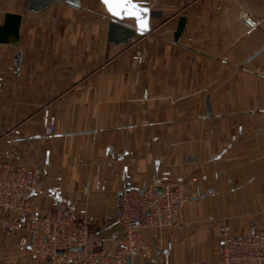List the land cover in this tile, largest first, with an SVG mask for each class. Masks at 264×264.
Wrapping results in <instances>:
<instances>
[{
    "label": "crops",
    "instance_id": "0c3cea01",
    "mask_svg": "<svg viewBox=\"0 0 264 264\" xmlns=\"http://www.w3.org/2000/svg\"><path fill=\"white\" fill-rule=\"evenodd\" d=\"M25 1L0 2V25L7 12L22 14L18 44L0 43V161L13 147L11 162L48 169L35 211L86 205L116 243L121 191L145 189L172 169L215 192L189 199L178 225L163 230L169 259L146 264H221L224 231L264 228V0H137L162 17L118 45L107 39L102 0L39 12ZM45 109L56 116L52 136ZM95 179L106 190L87 192ZM16 244L0 221V264H29Z\"/></svg>",
    "mask_w": 264,
    "mask_h": 264
},
{
    "label": "built area",
    "instance_id": "2783aa9c",
    "mask_svg": "<svg viewBox=\"0 0 264 264\" xmlns=\"http://www.w3.org/2000/svg\"><path fill=\"white\" fill-rule=\"evenodd\" d=\"M246 21L250 28L257 25L252 17ZM134 59L142 63L143 56L137 54ZM43 126L45 135L55 134L56 116L49 109L44 111ZM13 133L19 135L21 130ZM4 155L6 159L0 161V221L4 232L17 238L20 258L29 264H138V260L146 264L158 254L167 260L173 243L165 239L163 230L178 225L189 199L215 192L202 189L198 175H176L172 169L161 171L159 179L145 189L124 188L114 204L122 235L113 243L98 232V218L86 205L57 202L44 212L35 211V196L42 190L48 169L11 162L16 155L13 147ZM228 185L238 187L232 181ZM84 188L89 192L107 187L95 179L86 180ZM220 252L221 264H264V228L240 234L224 231Z\"/></svg>",
    "mask_w": 264,
    "mask_h": 264
},
{
    "label": "water",
    "instance_id": "95a60500",
    "mask_svg": "<svg viewBox=\"0 0 264 264\" xmlns=\"http://www.w3.org/2000/svg\"><path fill=\"white\" fill-rule=\"evenodd\" d=\"M62 2L73 7L80 6V0H26L25 10L30 12H39L47 7ZM104 3V0H102ZM134 3L139 5L140 9H147L143 13V16L147 21V28L141 27V23L138 22L133 16L130 15H114L113 12L109 11V7L105 4L106 9L110 16V21L108 24V41L116 45L121 43H128L135 39L138 34L144 35L151 31L150 20L155 18H161L162 13L160 11L152 10L145 2L134 0ZM135 19V25H130L126 23L125 19ZM22 21L21 13L7 12L5 14V20L2 25H0V43L18 44L20 38V27ZM186 23L185 17H180L177 29L175 31V40L178 41L183 33ZM160 190V188H158ZM138 264H141L138 260Z\"/></svg>",
    "mask_w": 264,
    "mask_h": 264
},
{
    "label": "snow or ice",
    "instance_id": "6c2138e0",
    "mask_svg": "<svg viewBox=\"0 0 264 264\" xmlns=\"http://www.w3.org/2000/svg\"><path fill=\"white\" fill-rule=\"evenodd\" d=\"M104 3L114 15L123 14L133 16L141 23L142 28H147V21L143 16V13L146 12L147 9H140L139 5L134 3V0H104Z\"/></svg>",
    "mask_w": 264,
    "mask_h": 264
},
{
    "label": "rangeland",
    "instance_id": "374dc122",
    "mask_svg": "<svg viewBox=\"0 0 264 264\" xmlns=\"http://www.w3.org/2000/svg\"><path fill=\"white\" fill-rule=\"evenodd\" d=\"M2 0H0V2H1ZM1 10V9H0ZM16 238V237H15Z\"/></svg>",
    "mask_w": 264,
    "mask_h": 264
}]
</instances>
